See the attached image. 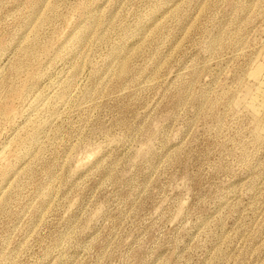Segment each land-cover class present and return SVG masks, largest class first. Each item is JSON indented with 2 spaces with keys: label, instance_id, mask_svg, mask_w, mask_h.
<instances>
[{
  "label": "rangeland",
  "instance_id": "1",
  "mask_svg": "<svg viewBox=\"0 0 264 264\" xmlns=\"http://www.w3.org/2000/svg\"><path fill=\"white\" fill-rule=\"evenodd\" d=\"M0 264H264V0H0Z\"/></svg>",
  "mask_w": 264,
  "mask_h": 264
}]
</instances>
